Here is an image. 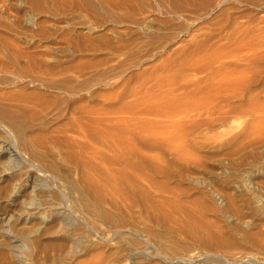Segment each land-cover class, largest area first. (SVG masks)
Listing matches in <instances>:
<instances>
[{"label":"rangeland","instance_id":"374dc122","mask_svg":"<svg viewBox=\"0 0 264 264\" xmlns=\"http://www.w3.org/2000/svg\"><path fill=\"white\" fill-rule=\"evenodd\" d=\"M0 126V264H264V0H0Z\"/></svg>","mask_w":264,"mask_h":264},{"label":"bare ground","instance_id":"6f19581e","mask_svg":"<svg viewBox=\"0 0 264 264\" xmlns=\"http://www.w3.org/2000/svg\"><path fill=\"white\" fill-rule=\"evenodd\" d=\"M16 103H18V101ZM13 149L8 145H0V209L5 215L3 232L9 237L7 239H10L9 241L12 243V248L16 250L20 247L22 242L30 241L31 236L33 238V233L41 231L42 236H47L48 233H52V229L43 225L42 223L44 221L39 227L35 226L36 220L42 221V218H44L42 210H44L45 205L41 201L43 196L41 195L40 198L37 197L36 192L39 190L38 184L36 185L32 176H25L27 173L24 168L20 167L19 170H16V163H18L19 160L18 153L15 151L16 149ZM22 160L24 161V159ZM28 165L31 167V164ZM33 170H36L35 167Z\"/></svg>","mask_w":264,"mask_h":264}]
</instances>
